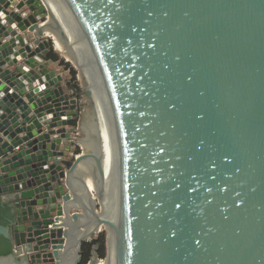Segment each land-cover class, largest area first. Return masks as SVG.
Instances as JSON below:
<instances>
[{
	"label": "water",
	"instance_id": "1",
	"mask_svg": "<svg viewBox=\"0 0 264 264\" xmlns=\"http://www.w3.org/2000/svg\"><path fill=\"white\" fill-rule=\"evenodd\" d=\"M45 1L0 0V264H80L101 224L105 264H264V0Z\"/></svg>",
	"mask_w": 264,
	"mask_h": 264
},
{
	"label": "trees",
	"instance_id": "2",
	"mask_svg": "<svg viewBox=\"0 0 264 264\" xmlns=\"http://www.w3.org/2000/svg\"><path fill=\"white\" fill-rule=\"evenodd\" d=\"M47 57L55 60H59L61 64H63L69 70V79L75 89V95L80 100V87L76 83V70L73 66L69 64L68 61H65L60 55L54 51L52 44L50 45V49L47 53ZM81 109V104L79 103V108L77 115L74 116L69 122L71 125H76L79 119V111ZM75 152L78 153L80 151L79 146L75 149ZM11 217L10 206L7 202H4L0 196V224H8L9 219ZM97 245V246H96ZM12 249V241L9 237H5L0 234V254H7ZM80 253L82 256V260L80 264H85L87 261L91 259L93 253L96 254L97 257L103 258L105 255V239L103 232H100L95 237L90 240L82 241Z\"/></svg>",
	"mask_w": 264,
	"mask_h": 264
},
{
	"label": "bare ground",
	"instance_id": "3",
	"mask_svg": "<svg viewBox=\"0 0 264 264\" xmlns=\"http://www.w3.org/2000/svg\"><path fill=\"white\" fill-rule=\"evenodd\" d=\"M45 2V4L48 6V8L50 9L49 5L47 4V2L45 0H43ZM51 10V9H50ZM70 59H72L74 61V64L78 67L75 59L73 57H71ZM79 68V67H78ZM80 70V68H79ZM80 73H81V70H80ZM78 74V73H77ZM93 190V189H91ZM100 203H101V211H100V214L102 216V218H106L109 216L110 214V210H111V203H110V200H109V196H108V193L106 192L105 188L103 187V194H102V198L100 199ZM93 224L91 222V219L89 220H85L83 221V226L80 227L77 231H76V236L77 235H80L82 233H85V232H88L91 228H92ZM98 230L102 229L103 228V225H99L98 227ZM111 252V248L109 250ZM109 252V253H110ZM111 254V253H110ZM98 264H105L104 260L103 261H100ZM109 264H111V258H109Z\"/></svg>",
	"mask_w": 264,
	"mask_h": 264
},
{
	"label": "rangeland",
	"instance_id": "4",
	"mask_svg": "<svg viewBox=\"0 0 264 264\" xmlns=\"http://www.w3.org/2000/svg\"><path fill=\"white\" fill-rule=\"evenodd\" d=\"M59 55H60V54H59ZM60 57H62L64 60L68 61L69 64L75 68V70H76V76H78V75L80 74V70H79V68L74 64V61H73L72 59H70V58H64V57L61 56V55H60ZM77 73H78V74H77ZM76 83L78 84L77 80H76ZM78 86H79V84H78ZM80 104H81V105H87V95H82V94H80ZM78 135L80 136L79 133H78ZM77 146H79V145H78L77 143H74V144H72L71 147L74 149V148H76ZM80 150H81V148H80ZM95 201H96V208L99 209V207H100V203H98L97 199H95ZM100 232H103V234H104V239H105V237H106V232H105L104 229H100V231L93 232V233L90 235V236H91L90 238L95 237V236L98 235ZM100 261H103V258H99L98 263H99Z\"/></svg>",
	"mask_w": 264,
	"mask_h": 264
},
{
	"label": "crops",
	"instance_id": "5",
	"mask_svg": "<svg viewBox=\"0 0 264 264\" xmlns=\"http://www.w3.org/2000/svg\"><path fill=\"white\" fill-rule=\"evenodd\" d=\"M22 9H25L26 11H27V7H23ZM47 33L45 32L44 33V36H47L46 35ZM50 59V61H51V67H54L56 70H58L59 72H61L62 73V75L65 77V78H67V79H69V70H68V68H66L63 64H61L60 62H59V60H55V59H51V58H49ZM66 61V60H65ZM72 96H75V94L74 93H72ZM79 103H80V100L78 101V107H77V110H78V108H79ZM79 121H80V111H79ZM69 123V125H71V123L70 122H68ZM78 133L80 134V132L78 131ZM73 148L71 147V150H72Z\"/></svg>",
	"mask_w": 264,
	"mask_h": 264
},
{
	"label": "built area",
	"instance_id": "6",
	"mask_svg": "<svg viewBox=\"0 0 264 264\" xmlns=\"http://www.w3.org/2000/svg\"><path fill=\"white\" fill-rule=\"evenodd\" d=\"M26 13H27V11H26L25 9H21L20 14H21L22 16H25ZM74 149H75V148H74ZM74 149H72L71 151H73L74 154H76V152H75ZM13 251L17 252V248H16V246H13ZM18 254H20V253H18Z\"/></svg>",
	"mask_w": 264,
	"mask_h": 264
}]
</instances>
